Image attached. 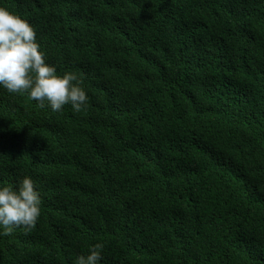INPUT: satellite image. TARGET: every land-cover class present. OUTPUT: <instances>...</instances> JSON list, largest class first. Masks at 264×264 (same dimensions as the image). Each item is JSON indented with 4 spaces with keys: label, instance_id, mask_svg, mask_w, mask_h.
Returning <instances> with one entry per match:
<instances>
[{
    "label": "trees",
    "instance_id": "16d2710c",
    "mask_svg": "<svg viewBox=\"0 0 264 264\" xmlns=\"http://www.w3.org/2000/svg\"><path fill=\"white\" fill-rule=\"evenodd\" d=\"M74 72L81 111L0 88V185L36 226L0 264H264V0H0Z\"/></svg>",
    "mask_w": 264,
    "mask_h": 264
},
{
    "label": "clouds",
    "instance_id": "9594fccd",
    "mask_svg": "<svg viewBox=\"0 0 264 264\" xmlns=\"http://www.w3.org/2000/svg\"><path fill=\"white\" fill-rule=\"evenodd\" d=\"M32 25L19 15L0 7V88L9 93H26L37 107L61 111L70 105L79 112L89 97L74 72L58 74L46 62V53L37 42ZM41 215V196L30 176L15 186L0 185V235H10L16 228L33 229ZM104 245L96 243L74 264H100Z\"/></svg>",
    "mask_w": 264,
    "mask_h": 264
}]
</instances>
